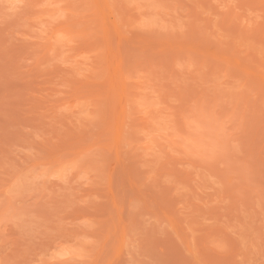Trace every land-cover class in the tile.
Wrapping results in <instances>:
<instances>
[{
    "label": "rangeland",
    "instance_id": "1",
    "mask_svg": "<svg viewBox=\"0 0 264 264\" xmlns=\"http://www.w3.org/2000/svg\"><path fill=\"white\" fill-rule=\"evenodd\" d=\"M0 264H264V0H0Z\"/></svg>",
    "mask_w": 264,
    "mask_h": 264
}]
</instances>
